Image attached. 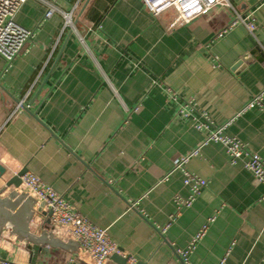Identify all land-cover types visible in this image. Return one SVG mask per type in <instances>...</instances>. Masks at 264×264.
I'll return each mask as SVG.
<instances>
[{"label":"crops","instance_id":"crops-1","mask_svg":"<svg viewBox=\"0 0 264 264\" xmlns=\"http://www.w3.org/2000/svg\"><path fill=\"white\" fill-rule=\"evenodd\" d=\"M231 2L264 45V0ZM13 17L33 35L11 62L0 53V186L26 167L134 264H264V186L244 158L232 163L210 141L171 171L226 122L224 132L264 160V109L238 113L264 89V53L242 25L230 26L234 12L218 5L179 24L173 9L155 15L142 0H26ZM185 171L206 186L178 207L190 193ZM45 228L70 240L35 213L30 232ZM1 257L93 262L79 246L50 247L9 228Z\"/></svg>","mask_w":264,"mask_h":264},{"label":"built area","instance_id":"built-area-1","mask_svg":"<svg viewBox=\"0 0 264 264\" xmlns=\"http://www.w3.org/2000/svg\"><path fill=\"white\" fill-rule=\"evenodd\" d=\"M26 0H0V53L7 62H11L14 57L20 54L24 45L32 37L31 31L21 27L16 23L14 14L19 6ZM146 9L152 14L157 15L167 9H173L177 14L179 24H185L191 20L209 13L218 5L229 8L234 12V18L230 26L236 24L242 25L246 29L252 40L260 46L264 53V45L260 44L255 37V23L250 18V14H242L237 12L231 0H142ZM54 7L49 4V8L45 12L46 17L52 14ZM64 24L72 25L71 13L64 12ZM225 31L221 30V32ZM264 89L253 96L238 113L244 112L255 106L264 109ZM23 107V103L18 102L16 109ZM183 111V110H181ZM237 113V114H238ZM228 122L221 126H213L205 139L188 155L181 157L174 165L173 170L182 168L185 162L192 156L199 153L205 143L213 141L218 142L225 147L229 159L235 163L241 157L244 158L243 166L251 172L256 181L264 186V160L258 153H254L246 149L240 140L227 135L224 129ZM207 125V124H206ZM171 174V172L169 173ZM168 174V175H169ZM168 175L164 176L160 181L166 180ZM184 184L190 186V193L186 198L176 197L175 202L178 207H188L194 197L206 186L204 179L191 172H184ZM21 184L17 188L19 191H25L35 200V205L42 203L43 211L50 212L49 221L53 227L62 229L68 239H73L79 248L88 253L92 258L91 264H105L113 254L126 256L123 254L119 246L112 238L109 237L106 228H101L90 222L81 215L73 205L66 202L61 194L54 188L46 185L36 174L26 172L20 176ZM264 198V191L262 194ZM202 232H198L193 243L201 237ZM184 256L186 255L183 253ZM0 264H18L7 258H0ZM21 264V263H19ZM127 264H134L130 258Z\"/></svg>","mask_w":264,"mask_h":264},{"label":"water","instance_id":"water-1","mask_svg":"<svg viewBox=\"0 0 264 264\" xmlns=\"http://www.w3.org/2000/svg\"><path fill=\"white\" fill-rule=\"evenodd\" d=\"M249 38L254 43L250 36ZM24 109L30 113L28 108ZM26 171L27 168L23 167L0 186V232L3 228H9L17 237L19 236L31 242L44 243L50 247L57 246L65 250H76L78 246L76 242L71 239L67 241L60 240L53 236L51 232H47V228L43 229L38 235L30 232V221L35 213L46 215L47 218L51 213L43 211L42 203L35 205V200L27 192L17 189L21 184L20 176ZM5 173V167L0 163V177ZM9 188H12V190L4 194ZM45 223H48V221ZM112 258L121 264H125L129 256L113 254Z\"/></svg>","mask_w":264,"mask_h":264}]
</instances>
